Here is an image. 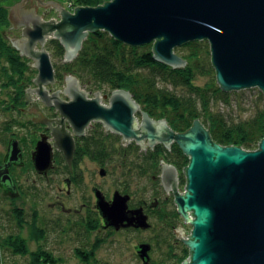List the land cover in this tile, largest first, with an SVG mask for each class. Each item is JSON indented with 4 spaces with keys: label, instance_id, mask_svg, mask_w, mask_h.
Instances as JSON below:
<instances>
[{
    "label": "water",
    "instance_id": "1",
    "mask_svg": "<svg viewBox=\"0 0 264 264\" xmlns=\"http://www.w3.org/2000/svg\"><path fill=\"white\" fill-rule=\"evenodd\" d=\"M50 4L61 10L58 28L52 26L56 18L46 21L41 19L45 14H38V5ZM6 6L13 26L22 28L21 38L6 36L22 55L33 59L30 64L38 70L36 86L26 89L28 100L38 94L46 105L59 111L57 118H36L48 125L53 140L43 133L37 141L32 152L36 170L47 174L53 168L55 150L63 153L72 169L76 137L84 135L92 122H102L120 134L124 143L136 140L154 147L161 142L170 147L177 142L190 157L184 169L186 191L178 192L174 164L162 160L161 178L168 192L174 189L179 212L193 226L191 234L179 220L178 230L174 226L191 251L181 264H264V138L255 150L225 146L212 138L210 128L200 119L184 132L175 131L165 118L154 119L127 89L113 90L109 104H104L100 90L90 97L73 74L66 75L60 88L46 49L48 40L57 38L65 47V60H72L90 32L103 29L130 45L153 42L156 60L180 68L186 66L187 59L175 48L208 39L223 90L258 86L264 92V0H109L98 6L78 5L74 11L64 9L56 0H20ZM4 31L6 34V28ZM48 85L55 88L52 93ZM62 92L68 100L62 98ZM21 157V147L13 141L9 163ZM3 172L4 179L11 180L7 169ZM100 174H106L105 168ZM95 194L106 227H150L143 207L129 208L130 194L116 190L111 200L101 189L96 188ZM150 249L149 243L137 246L144 264L151 260Z\"/></svg>",
    "mask_w": 264,
    "mask_h": 264
},
{
    "label": "trees",
    "instance_id": "2",
    "mask_svg": "<svg viewBox=\"0 0 264 264\" xmlns=\"http://www.w3.org/2000/svg\"><path fill=\"white\" fill-rule=\"evenodd\" d=\"M71 1L75 5L98 6L109 0ZM9 25L7 9L1 6L0 86L7 88V98L4 99L3 104L12 109L9 112L12 114L21 110V107L27 106L26 89L33 84L38 70L32 67L30 59L22 55L9 41L4 31ZM52 26L58 28L59 22L53 23ZM202 44V40H193L178 47L177 50L182 51L187 47L190 48L189 53L182 54L187 59V65L181 68H174L156 60L153 43L130 45L118 41L109 31L103 29L90 32L79 54L70 61L65 60V47L57 38H51L46 44V49L54 60L55 77L59 85L64 84L66 75L73 74L79 78L86 91L103 90L111 94L115 89L124 88L131 92L134 99L150 116L154 119L165 118L177 132L187 131L196 119H200L209 125L211 136L216 142L225 146H241L246 150L257 149L264 138V109L252 118L239 122H230L220 111L212 110L214 101L228 102V96L232 91L223 90L216 75L205 85L196 84L197 73L206 74L214 71L213 65L206 67L202 63L205 47ZM178 87L181 90H178ZM5 123L3 122L4 125L7 124L8 132L14 126L23 124L31 128L34 125L30 120L21 123L17 118L10 120L8 118V122ZM86 158L105 168L106 174L109 171L116 172L117 189L125 194H132V181L137 176L149 178L155 186L153 194H158L163 187L162 160L174 164L179 170L185 169L190 162L189 155L177 142H174L170 148L158 143L146 150L134 141L123 145L121 135L107 130L102 122H94L86 134L76 138L73 167L77 172L74 175V182H78L82 176L79 164ZM55 162L56 165L63 166L64 172L70 174L69 166L61 152H56ZM25 163L32 166L31 157L28 161L25 160ZM181 177L185 183L186 174H181ZM132 204L136 203L132 200ZM14 211L18 223L22 226L26 219L25 212L18 206H15ZM180 216L181 213L176 207L167 210L164 217L173 223ZM36 220L32 221V232L37 238H45L47 230L39 226ZM99 223V218L91 220V226L96 227ZM16 235L15 233L6 236L0 234V249L7 246L14 254L20 253L25 256L28 251L22 246L24 238ZM20 238L22 240H19ZM77 250L83 257L93 256L92 250L89 253L80 247ZM189 254H191L189 247L183 244L177 253L171 249L165 257L152 263L179 264ZM56 260L57 256L45 248L44 244H40L38 249L31 251L29 259L23 264H54Z\"/></svg>",
    "mask_w": 264,
    "mask_h": 264
},
{
    "label": "rangeland",
    "instance_id": "3",
    "mask_svg": "<svg viewBox=\"0 0 264 264\" xmlns=\"http://www.w3.org/2000/svg\"><path fill=\"white\" fill-rule=\"evenodd\" d=\"M19 1L0 0V7L5 6L9 16L10 9L6 5H13ZM41 1L47 2L48 0ZM56 1L60 2L64 9L70 11H74L75 7L78 6L71 0ZM38 7V14L40 16L45 14V16H41V19L48 21L54 17L57 22L62 18V15H60L61 10L57 9L53 4L49 6L38 5ZM9 21L10 25L5 27L6 35H17L21 38L22 28L14 27L10 19ZM202 43V45H205L204 52L202 53L204 56L202 63L206 67H209V65H213L211 44L208 39H202ZM178 47L175 48V52L180 56L190 52V48L188 47L183 51L177 50ZM209 50L210 52H207ZM28 58L30 61L33 60L31 57ZM51 59L54 62L52 56ZM213 68L214 71L212 73H197L196 84L205 85L213 80L215 75L217 76L214 65ZM63 85H59V87L62 88ZM35 86L33 82L27 89ZM48 87L55 89L53 87L51 88L50 85ZM6 89L0 86V132L5 129L2 123L6 117L9 120L14 118L20 119L21 123H25V121L31 118L30 113L24 112L23 114L22 109L12 114L9 113L12 109L8 106L6 107V104H3L4 99L7 98ZM178 90H181V88L178 87ZM231 91L228 96V102L216 100L212 105V110L220 111L228 121L239 122L246 120L252 118L260 110L264 109V92L258 86ZM88 93L89 96H95L94 90H89ZM35 95L32 94L31 98L36 99L38 94ZM100 95L102 96V102L109 104L110 94L100 90ZM61 96L68 98L63 92ZM8 109L9 112L4 111H8ZM141 109L144 110L142 106ZM137 116L141 120V111L137 112ZM202 123L205 127L209 128V125H206L204 122ZM39 132V128H27L23 124L17 127L14 126L8 132L10 135L13 133L21 138L22 147L25 152V160L27 161L30 159L31 149H33L39 138ZM6 137L10 138L9 135L5 134V140ZM2 139L3 135L0 138V157L6 151V144L3 143ZM56 152L61 151L56 150ZM58 165L47 176H41L33 165L29 166L28 163H24L14 169V174H16L20 188L18 193H12L4 188H0V234L6 236L7 234L15 233L17 234L16 236H22L24 238L22 246L28 251L24 256L20 253L14 254L7 246L1 248L0 264H23L29 259L31 251L38 249L40 244H44L45 248L57 256L54 264H144L135 249L140 242L148 241L152 243L155 250L151 253V259L155 262L161 257H165L166 253L171 249L174 253L181 250L183 239L181 240L179 237L180 242L177 244L175 238L176 231L174 229L175 226L176 230H178V220L183 223V228L186 233L191 234L193 228L192 223L190 221L185 222L186 219L182 215L173 223H170L169 219L164 217L167 210L178 207L175 202L176 194L174 189L170 190L169 193L167 189L162 187L161 192L153 194L154 184L149 178L142 176H137L132 181L131 191L133 202L137 203L142 200H147V202L151 203L154 201L155 196H158L163 201L159 206L150 210L151 229L146 231L133 229L114 230L112 227L106 228L100 224L96 227L94 225L91 226V220H97L99 218L92 187L99 186L108 198H111L114 190L118 188L116 184L117 173L109 171L102 177L100 175V166L96 162L86 158L80 163L79 171L81 170L82 176L78 182H74L71 187H68L65 179L70 174L64 172L63 166ZM181 174L185 175V172L181 170L178 177L177 188L180 193L186 191L185 186L187 183V180L183 183ZM180 187L183 188V191L179 189ZM15 206L22 208L25 212L26 219L22 226L18 223L17 214L14 211ZM33 219H37L35 222L47 230L45 238H37L36 234H33ZM19 240L22 239L20 238ZM78 247L86 249L88 253L92 250L93 256L90 254L92 256L91 258H89L90 256L87 258L81 256L77 250ZM189 256L190 254L187 257ZM148 264L153 263L150 262Z\"/></svg>",
    "mask_w": 264,
    "mask_h": 264
},
{
    "label": "flooded vegetation",
    "instance_id": "4",
    "mask_svg": "<svg viewBox=\"0 0 264 264\" xmlns=\"http://www.w3.org/2000/svg\"><path fill=\"white\" fill-rule=\"evenodd\" d=\"M18 37V36H17ZM51 86V88H52V85H50ZM48 89L50 90V93H52L53 91H54V89H50V87H48ZM89 94V93H88ZM65 95V94H64ZM27 96H28V92H27V94H26V98H27ZM106 96H108V95H106ZM110 96V95H109ZM90 97H92V96H90ZM63 98V97H62ZM64 99H69V98H64ZM27 100H28V98H27ZM6 107H7V105H6ZM5 107V108H6ZM21 109L23 110V112H28V113H30V115H31V118H29L28 120H30V121H32V123H34V125H36V126H34V125H32L31 126V128L33 127H35V128H39L40 129V132H39V138L37 139V141L41 138V135L43 134V133H45V134H48V135H50V139H51V141L53 142V140H52V138H51V129L48 127V125L46 124V123H44V122H40V121H37L36 120V118H40V117H42V115H45V116H47L48 118H57L58 116H59V111L57 110V108L55 107V106H49V105H46L42 100H41V98H40V96L38 95L37 97H36V99H33V100H28V104H27V106H25V107H21ZM5 112H9V109H8V111H6V110H4ZM8 114V113H7ZM3 122H8V118L6 117L4 120H3ZM5 123V124H6ZM55 124V123H54ZM2 125L4 126V128L5 129H3L2 130V132H0V138H1V136L3 135V143L4 144H6V151H5V153L0 157V188H4L5 190H7V191H11L12 193H18V191H19V184H18V179L16 178V174H14V169L16 168V167H18L19 165H23L24 163H25V152H24V149H23V147H22V140H21V138H19L17 135H15V134H9L8 133V130H7V124L6 125H4L3 123H2ZM91 125H93V124H91ZM90 125V126H91ZM89 126V127H90ZM88 127V128H89ZM107 129V128H106ZM108 130V129H107ZM87 131V130H86ZM109 131H111V130H109ZM113 132V131H112ZM116 133V132H115ZM5 134L6 135H9L10 136V138H8V137H6V140H5ZM86 134V133H85ZM77 137H79V136H77ZM76 137V138H77ZM8 140V141H7ZM13 141H18V143H19V146L21 147V150H22V157L19 159V160H17V161H12V162H10L9 163V149H10V146H11V143L13 142ZM37 141H36V144H37ZM136 142V143H138L136 140H132V141H130V142H126V143H124L123 142V137L121 136V143L123 144V145H128V144H130V143H132V142ZM145 142H146V144L148 143V141L147 140H145ZM158 143H161V142H158ZM157 143V144H158ZM36 144H35V146L33 147V149H31V152H30V157H31V161H32V163H33V159H32V152L35 150V147H36ZM140 146H141V148L143 149V150H146V149H148L150 146H142L140 143H138ZM163 144H165V143H163ZM166 146V145H165ZM167 147V146H166ZM171 147V146H170ZM169 147V148H170ZM55 157H56V150H55ZM55 157H54V166H53V168L52 169H54L55 168V166H56V162H55ZM74 161V160H73ZM9 163V164H8ZM8 164V165H7ZM68 164V163H67ZM172 164V163H171ZM80 165V164H79ZM99 165V164H98ZM33 166H34V163H33ZM69 166V165H68ZM35 167V166H34ZM101 168H103L102 166H100V169ZM4 169H7V172H8V174L11 176V180H5L4 179V176L6 175V174H4ZM36 169V168H35ZM52 169H50L49 170V172L52 170ZM69 169H70V167H69ZM82 169V168H81ZM163 169V168H162ZM37 171V170H36ZM38 172V171H37ZM49 172L47 173V174H41V175H48L49 174ZM77 171H75V169H74V167L72 168V169H70V175L69 176H67L66 177V179H65V182L67 183V186L68 187H71V185L74 183V181H75V179H74V175H75V173H76ZM39 173V172H38ZM181 173V170H179L178 169V173H177V180H178V177H179V174ZM40 174V173H39ZM82 174V173H81ZM101 175V174H100ZM106 175V174H105ZM105 175H103V176H105ZM102 176V175H101ZM102 176V177H103ZM176 183V182H175ZM162 186H163V188H165V186H164V184H163V182H162ZM96 188H98V189H101L99 186H93L92 187V191L94 192V195H95V199H96V204H95V206H96V209H97V211H98V215H99V221H100V225L101 226H103V227H106L105 226V220H104V217L102 216V214H101V212H100V210L98 209V207H97V197H96V194H95V189ZM166 189V188H165ZM102 190V189H101ZM116 190H118V189H115L114 190V192L116 191ZM103 191V190H102ZM170 191V190H169ZM104 192V191H103ZM114 192H113V194H114ZM123 193V192H122ZM105 194V193H104ZM113 194H112V197H113ZM125 194V193H124ZM105 196H106V198L108 199V200H111L112 199V197L111 198H108V196L105 194ZM130 196H131V198H130V200H129V208H138V207H143L144 208V211H145V213L148 215V218H149V222H150V227H148V228H141V227H139V228H137V227H135V226H129V227H121L120 229H116L115 227H112V228H114V230H123V229H133V230H137V231H139V230H149V229H151L152 228V222L150 221V217H151V214H150V210L152 209V208H154V207H157V206H159V204L160 203H162L163 201H161L157 196H155L154 197V201L153 202H151V203H149V202H147V200H142L140 203H136V204H132V199H133V195L132 194H130ZM106 228H108V227H106ZM175 238H176V242H177V244L180 242V239H179V237L176 235V233H175ZM141 243H150V242H148V241H143V242H140L139 244H141ZM182 243V242H181ZM138 244V245H139ZM151 244V249H150V251H149V255H150V257H151V253L155 250V248L153 247V245H152V243H150ZM137 245V246H138ZM137 246H136V253L138 254V256L140 257V255H139V253L137 252ZM141 258V257H140ZM150 262H152V259H151V261ZM149 262V263H150Z\"/></svg>",
    "mask_w": 264,
    "mask_h": 264
},
{
    "label": "bare ground",
    "instance_id": "5",
    "mask_svg": "<svg viewBox=\"0 0 264 264\" xmlns=\"http://www.w3.org/2000/svg\"><path fill=\"white\" fill-rule=\"evenodd\" d=\"M183 171H184V169H183ZM184 172H185V171H184ZM185 189H186V188H185ZM184 192H185V191H184ZM184 192H182V193H184ZM180 239L182 240V238H180ZM182 242H183V244H185L186 246H188L187 243H186L185 241L182 240ZM149 244H150V243H149ZM188 247H189V246H188ZM189 249H190V247H189ZM183 261H184V260H183ZM183 261H182V262H183ZM182 262H181V263H182ZM181 263H180V264H181Z\"/></svg>",
    "mask_w": 264,
    "mask_h": 264
}]
</instances>
